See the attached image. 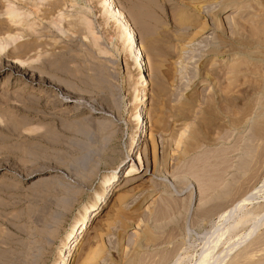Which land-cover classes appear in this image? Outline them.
I'll return each instance as SVG.
<instances>
[{"label": "rangeland", "instance_id": "rangeland-1", "mask_svg": "<svg viewBox=\"0 0 264 264\" xmlns=\"http://www.w3.org/2000/svg\"><path fill=\"white\" fill-rule=\"evenodd\" d=\"M113 5L0 0V264H61L97 197L64 264H264V0Z\"/></svg>", "mask_w": 264, "mask_h": 264}, {"label": "bare ground", "instance_id": "bare-ground-1", "mask_svg": "<svg viewBox=\"0 0 264 264\" xmlns=\"http://www.w3.org/2000/svg\"><path fill=\"white\" fill-rule=\"evenodd\" d=\"M104 2H105V4L106 5H109L110 6V8H111V10H112V13H113V16H114V18H121V16H122V13H121V11L115 6V5H113V0H104ZM17 10L16 9H14V8H12V7H7L6 8V14L9 16V17H11V18H13L14 17V15H15V12H16ZM28 16L29 15H27V16H25V18H28ZM24 17V16H23ZM26 20V19H25ZM21 22H25V21H21ZM122 28H123V30L126 32V35H127V38H128V41H129V43L131 44V51H130V53L133 51L132 50V48L134 47V56H133V64H134V68H136L138 71H139V74H138V77H137V80H136V86H137V95H138V100H137V107L139 108L138 109V112H137V114H136V116H135V119L133 120L134 122H133V126L135 125V126H137L140 122L142 123V116H143V109H144V106L147 104V88H148V81H147V78H146V76L142 73L143 72V68H142V63H141V55L139 54V51L137 50V48L135 47V43H134V39H133V28H132V26H131V24L129 23V22H127V21H123L122 22ZM29 29H30V27H29ZM34 29V28H33ZM33 29H30V33H26V35H25V37H31V36H33L36 32H34V30ZM12 42H14L13 41V39H9V41H4V42H1L0 41V51H2V50H4L6 47H8V45H10V43H12ZM200 42V41H199ZM199 44V43H198ZM133 53V52H132ZM16 64V63H15ZM21 68H23L22 69V73L21 74H23V71H24V69H26V70H28V67H26V66H22ZM21 68H20V70H21ZM36 74V73H35ZM36 76H38L37 74H36ZM40 77L42 76V75H39ZM38 76V77H39ZM46 78V77H45ZM38 79V81H39V78H37ZM41 79H43L44 80V77L42 76V78ZM47 79V78H46ZM42 80V81H43ZM37 81V82H38ZM45 81V80H44ZM47 81V80H46ZM41 82V81H40ZM49 83V82H48ZM90 102V104H91V101H89ZM81 104V103H80ZM90 104H88V105H90ZM93 104L94 103H92V106H93ZM94 106H96V105H94ZM96 108V107H95ZM99 110H100V108H98ZM99 110L98 111H94V112H92V114H94V115H97V114H99L100 112H99ZM83 111V110H82ZM80 130L82 131V129H79V132L77 133L78 135H79V133H80ZM83 132V131H82ZM86 132V131H85ZM76 133V132H75ZM87 133V132H86ZM86 133H84L86 136H88V134H86ZM83 135V134H82ZM76 136V135H75ZM80 136V135H79ZM90 136V135H89ZM88 136V137H89ZM92 136V135H91ZM90 136V137H91ZM82 137V136H81ZM88 137H86V138H88ZM80 138V137H79ZM134 138H135V135L132 137V141H131V143H130V145H129V148L128 149H130L131 148V146L133 145V140H134ZM90 140L92 139L93 140V137L92 138H89ZM58 140V139H57ZM82 140V139H81ZM55 141H56V139H55ZM93 143V142H92ZM91 144V143H90ZM85 145V146H84ZM87 144H83V145H81L80 147H79V150L78 151H80L79 153H83V154H85L86 155V152L88 151V147L86 146ZM87 147V148H86ZM40 169V168H39ZM41 169H42V167H41ZM119 172H121V169L119 170ZM118 172V173H119ZM133 173H135V172H133L131 169H126V173H125V175H124V177L126 176V177H128V176H130V175H132ZM118 175V174H117ZM117 175H112L111 176V180L113 181V180H115L116 179V181H118L119 179H117ZM130 182V180H127L126 182H125V184H127V183H129ZM120 187V189L123 187H121V186H119ZM97 199H98V197L96 198V200H94V202H93V204L91 205V212L86 216H83V218H82V220L79 222V224H78V227H77V229L75 230V231H73V234H72V237H71V239H70V241H69V245L68 244H65L64 246H63V248L64 249H66V253H64V254H62L61 252L59 253V258H61V264H64V258L65 257H71L72 255H71V250H74L76 247V245L78 244V241L80 240V238L82 239V237H83V234H84V232L86 231V229H87V226H88V221H89V215L92 213V215H95L96 214V212H97V210H98V208H99V206H98V201H97ZM228 215V214H227ZM230 215V214H229ZM235 215V214H234ZM97 216V214L93 217V218H95ZM226 216V215H225ZM231 216V215H230ZM222 217H224L223 215H222ZM229 218V217H228ZM227 218V219H228ZM221 219V218H220ZM225 220V219H224ZM79 230V234H77V231ZM220 233H222V232H220ZM223 234V233H222ZM228 234V233H227ZM220 235L221 234H218V232H217V235H213L214 237H211L210 239H211V241H210V243H209V241H208V244H207V248H205L206 250H205V255L207 256V255H209L210 254V252L213 250V248L216 246V244H217V242L219 241V237H220ZM223 236V235H222ZM221 236V237H222ZM226 239V238H225ZM229 239V238H228ZM71 241H73L72 243H71ZM226 241V240H225ZM68 243V242H67ZM71 243V244H70ZM219 244V243H218ZM225 244V243H224ZM232 247H234V246H232ZM227 252V251H226ZM225 253V252H224ZM212 254V253H211ZM223 254V253H222ZM222 256V255H221ZM203 257V256H202ZM205 258V257H204ZM203 259V258H202ZM201 262H202V260H200ZM200 262V263H201ZM203 262H204V260H203ZM206 262H204V264H205ZM212 263H215V262H213L212 261ZM243 264V263H242Z\"/></svg>", "mask_w": 264, "mask_h": 264}]
</instances>
